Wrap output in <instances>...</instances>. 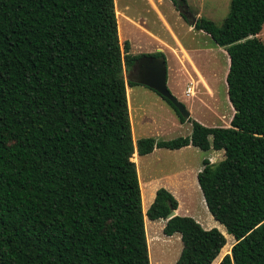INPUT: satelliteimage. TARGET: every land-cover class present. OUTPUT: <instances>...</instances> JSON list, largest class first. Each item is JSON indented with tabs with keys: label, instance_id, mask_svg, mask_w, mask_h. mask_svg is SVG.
Listing matches in <instances>:
<instances>
[{
	"label": "trees",
	"instance_id": "trees-1",
	"mask_svg": "<svg viewBox=\"0 0 264 264\" xmlns=\"http://www.w3.org/2000/svg\"><path fill=\"white\" fill-rule=\"evenodd\" d=\"M170 1L184 18L185 0ZM116 15L113 0H0V264H149L144 216L179 235L174 264H211L226 246L218 229L166 218L178 206L162 187L141 209L135 153L186 145L222 151L196 173L234 240L216 264H264V0H229L219 24L196 17L228 57L233 113L170 140H132L125 85L137 83L123 70L163 54H130Z\"/></svg>",
	"mask_w": 264,
	"mask_h": 264
},
{
	"label": "rangeland",
	"instance_id": "rangeland-1",
	"mask_svg": "<svg viewBox=\"0 0 264 264\" xmlns=\"http://www.w3.org/2000/svg\"><path fill=\"white\" fill-rule=\"evenodd\" d=\"M113 3L119 42L128 41L130 54L155 52L156 46L161 47L158 51L165 60L166 87L189 113V120H175L177 114L159 94L139 84L126 87L133 142L142 137L170 140L188 136L191 120L205 126H228L233 113L225 84L228 57L207 34L193 29L192 22L201 16L219 24L228 11L229 0H185L184 18L170 0ZM257 37L264 43V23ZM123 78H130L126 70ZM186 87L190 88L188 95L184 94ZM221 158V150L202 151L192 146L184 151L157 148L150 155H135L143 213L155 190L170 186L173 193L168 191L177 201L178 215L190 216L202 228L214 227L224 234L226 246L211 264L228 252L234 240L207 211L190 168H199L202 159L217 162ZM143 221L149 264H174L181 248L179 235L162 233L164 219L144 216Z\"/></svg>",
	"mask_w": 264,
	"mask_h": 264
},
{
	"label": "water",
	"instance_id": "water-1",
	"mask_svg": "<svg viewBox=\"0 0 264 264\" xmlns=\"http://www.w3.org/2000/svg\"><path fill=\"white\" fill-rule=\"evenodd\" d=\"M194 18L195 17L192 16V19ZM131 68L132 71H134V75L131 77L132 80H134L137 84L152 89L161 97L167 99L177 109L178 113L183 118H188V111L168 91L166 87V69L164 57L140 56L134 60ZM174 214L175 210H171L166 214V218H169Z\"/></svg>",
	"mask_w": 264,
	"mask_h": 264
},
{
	"label": "crops",
	"instance_id": "crops-1",
	"mask_svg": "<svg viewBox=\"0 0 264 264\" xmlns=\"http://www.w3.org/2000/svg\"><path fill=\"white\" fill-rule=\"evenodd\" d=\"M159 46H156V48H155V50L156 51H158V50H161V47L160 48H158ZM140 85V84H139ZM143 86V85H142ZM126 87H129L128 85H125V90L127 91V89L128 88H126ZM148 88V87H147ZM150 89V88H149ZM152 90V89H151ZM153 91V90H152ZM125 94H126V92H125ZM190 94V93H189ZM126 100H127V108H128V112H129V101H128V97H127V94H126ZM173 114H175L174 113V111H173ZM176 116V115H175ZM189 117V116H188ZM186 119V118H185ZM175 120H178V118L177 117H175ZM188 146H191V145H186V146H183V147H180V148H178V149H174L173 151H184L186 148H188ZM193 147V146H192ZM196 148V147H195ZM155 149H157V148H155ZM155 149H153L150 153H148L147 155H150V154H152V152L155 150ZM160 149V148H159ZM164 149H166V148H164ZM167 150H170V149H167ZM209 150V149H208ZM212 150V149H211ZM206 151V150H205ZM217 151V150H216ZM200 168H201V166L199 167V168H197V167H195V168H190V171L192 170L193 172H192V174H193V177H194V180L196 181V173H197V171H199L200 170ZM187 171V170H186ZM198 186V185H197ZM169 188L167 189V190H169V191H173L172 190V188L170 187V186H168ZM173 193V192H172ZM154 195V194H153ZM153 198V197H152ZM177 211L175 210V213H176Z\"/></svg>",
	"mask_w": 264,
	"mask_h": 264
},
{
	"label": "flooded vegetation",
	"instance_id": "flooded-vegetation-1",
	"mask_svg": "<svg viewBox=\"0 0 264 264\" xmlns=\"http://www.w3.org/2000/svg\"><path fill=\"white\" fill-rule=\"evenodd\" d=\"M132 67V65H131ZM130 67V69L127 71V74L129 75V77L131 78L134 75V71H132V68Z\"/></svg>",
	"mask_w": 264,
	"mask_h": 264
},
{
	"label": "built area",
	"instance_id": "built-area-1",
	"mask_svg": "<svg viewBox=\"0 0 264 264\" xmlns=\"http://www.w3.org/2000/svg\"><path fill=\"white\" fill-rule=\"evenodd\" d=\"M190 93V88L189 87H186L185 90H184V94L185 95H188Z\"/></svg>",
	"mask_w": 264,
	"mask_h": 264
},
{
	"label": "bare ground",
	"instance_id": "bare-ground-1",
	"mask_svg": "<svg viewBox=\"0 0 264 264\" xmlns=\"http://www.w3.org/2000/svg\"><path fill=\"white\" fill-rule=\"evenodd\" d=\"M136 155V154H135Z\"/></svg>",
	"mask_w": 264,
	"mask_h": 264
}]
</instances>
